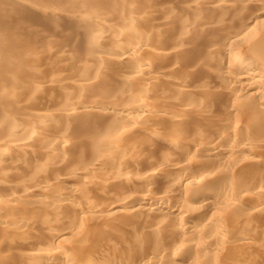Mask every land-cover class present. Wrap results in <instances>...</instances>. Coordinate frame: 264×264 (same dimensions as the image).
<instances>
[{
  "label": "bare ground",
  "instance_id": "obj_1",
  "mask_svg": "<svg viewBox=\"0 0 264 264\" xmlns=\"http://www.w3.org/2000/svg\"><path fill=\"white\" fill-rule=\"evenodd\" d=\"M264 0H0V264H264Z\"/></svg>",
  "mask_w": 264,
  "mask_h": 264
},
{
  "label": "rangeland",
  "instance_id": "obj_2",
  "mask_svg": "<svg viewBox=\"0 0 264 264\" xmlns=\"http://www.w3.org/2000/svg\"><path fill=\"white\" fill-rule=\"evenodd\" d=\"M262 221L264 222V214H263V217H262Z\"/></svg>",
  "mask_w": 264,
  "mask_h": 264
}]
</instances>
